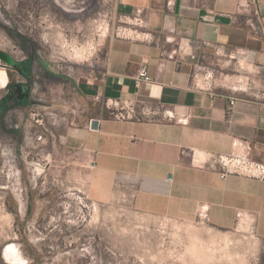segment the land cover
Returning a JSON list of instances; mask_svg holds the SVG:
<instances>
[{
  "label": "crops",
  "instance_id": "1",
  "mask_svg": "<svg viewBox=\"0 0 264 264\" xmlns=\"http://www.w3.org/2000/svg\"><path fill=\"white\" fill-rule=\"evenodd\" d=\"M112 12V33L72 87L73 108L54 151L69 154L98 203L128 194L142 213L181 220L204 214L223 230L235 228L238 212H254L255 236L264 241V181L224 179L198 165L209 153L238 151L264 163V0H176L173 7L112 0ZM138 19L155 39L116 35L118 26L138 27ZM145 60L151 82L137 80ZM200 67L232 84L249 78L253 89L196 90L190 85ZM114 100L160 106L176 117L160 111L117 119Z\"/></svg>",
  "mask_w": 264,
  "mask_h": 264
},
{
  "label": "rangeland",
  "instance_id": "2",
  "mask_svg": "<svg viewBox=\"0 0 264 264\" xmlns=\"http://www.w3.org/2000/svg\"><path fill=\"white\" fill-rule=\"evenodd\" d=\"M112 17V0H0V49L37 57L33 80L0 59L14 77L9 88L18 78L31 87L30 105L0 108V264H33L23 236L36 264H264V241L251 227L145 214L128 194L98 203L69 154L54 151L72 87L112 33ZM7 85L0 83V102Z\"/></svg>",
  "mask_w": 264,
  "mask_h": 264
},
{
  "label": "built area",
  "instance_id": "3",
  "mask_svg": "<svg viewBox=\"0 0 264 264\" xmlns=\"http://www.w3.org/2000/svg\"><path fill=\"white\" fill-rule=\"evenodd\" d=\"M176 0H167L168 6L173 7ZM136 28H130L128 26H118L116 28L117 36H135L136 38H144L146 40L155 39V35L146 30L140 29L145 26L142 20H137ZM264 33V32H263ZM232 55V54H231ZM234 57H241L245 62H252L249 53L246 52H234ZM250 57V58H249ZM151 76L149 74L148 61L145 60L139 68L137 74V80L139 82H151ZM219 84L231 85L227 76H219V74L208 68L200 67L196 71L191 87L196 90L212 92ZM234 88L242 90H252L253 82L251 79L240 78L235 84H232ZM114 106L118 107V102H112ZM235 101H231V106L234 105ZM127 111L125 112H115L113 116L117 119H129L138 117H149L154 116L156 113L163 111L164 114L169 118H175L176 116L169 109H161L160 106H154L151 104H139V106L134 107L133 105L123 106ZM178 121H184L183 118H179ZM44 137L39 136V140ZM200 162V161H199ZM200 167L209 168L217 170L222 178H227L228 176L236 175L245 178L257 179L264 181V163L253 160L247 151L232 152L229 154L224 153H209L206 161H202L198 164ZM202 219L207 221V217L204 214L200 216ZM257 214L254 212H238L237 222L238 224H244L251 227L254 231V225L256 221Z\"/></svg>",
  "mask_w": 264,
  "mask_h": 264
},
{
  "label": "trees",
  "instance_id": "4",
  "mask_svg": "<svg viewBox=\"0 0 264 264\" xmlns=\"http://www.w3.org/2000/svg\"><path fill=\"white\" fill-rule=\"evenodd\" d=\"M10 78H11V73H10ZM31 80H33V78H31ZM21 88H14V90L10 91L8 94H6V96L3 97V99L0 102V108L4 109L6 108L9 104L13 103H24L25 100H27L28 93H31V87L26 88L25 85L21 84ZM10 83H8L7 87L9 88ZM26 107V106H25ZM12 199V205L14 207V212L18 213V202L16 201V199L14 198L13 195L10 196ZM34 207V198L33 201H30L28 204V211L31 212L33 210ZM21 234L23 235V233L21 232ZM22 243L25 247V249L30 253V256L32 258V263L36 264L38 261V256L34 251L33 246L31 245V243L29 242L28 238L23 236L22 239Z\"/></svg>",
  "mask_w": 264,
  "mask_h": 264
},
{
  "label": "flooded vegetation",
  "instance_id": "5",
  "mask_svg": "<svg viewBox=\"0 0 264 264\" xmlns=\"http://www.w3.org/2000/svg\"><path fill=\"white\" fill-rule=\"evenodd\" d=\"M34 49H35V47H34ZM36 58H37L36 54L32 53V51H31V54H29L28 58L25 57L24 59H15V63L11 64V66L15 68V71L18 72L19 75L24 76L28 80H31V78L34 79V68H33V66H34V59H36ZM46 73L48 75L49 72H46ZM11 76L12 77L10 78V81H9L10 84L15 82L12 72H11ZM17 82H18V86H17V84L16 85L14 84V85H12V88H8V90L9 91L14 90V88H16V87L21 88V86H22L21 84L23 82L20 80V78L17 79ZM28 87H29V85L26 86V88H28ZM27 95L29 98L24 103L27 105H30L31 93L27 92Z\"/></svg>",
  "mask_w": 264,
  "mask_h": 264
},
{
  "label": "water",
  "instance_id": "6",
  "mask_svg": "<svg viewBox=\"0 0 264 264\" xmlns=\"http://www.w3.org/2000/svg\"><path fill=\"white\" fill-rule=\"evenodd\" d=\"M0 59L10 63L14 64L15 63V58L9 54L8 52L1 50L0 49ZM92 128H97L98 127V120H92Z\"/></svg>",
  "mask_w": 264,
  "mask_h": 264
},
{
  "label": "bare ground",
  "instance_id": "7",
  "mask_svg": "<svg viewBox=\"0 0 264 264\" xmlns=\"http://www.w3.org/2000/svg\"><path fill=\"white\" fill-rule=\"evenodd\" d=\"M8 81H9V77H8L7 71L5 69H0V83H1V85L6 86L8 84Z\"/></svg>",
  "mask_w": 264,
  "mask_h": 264
}]
</instances>
